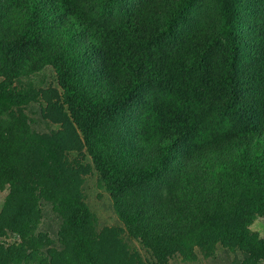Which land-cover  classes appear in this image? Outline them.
I'll use <instances>...</instances> for the list:
<instances>
[{
    "label": "trees",
    "instance_id": "obj_1",
    "mask_svg": "<svg viewBox=\"0 0 264 264\" xmlns=\"http://www.w3.org/2000/svg\"><path fill=\"white\" fill-rule=\"evenodd\" d=\"M4 190L0 264H264V0H0Z\"/></svg>",
    "mask_w": 264,
    "mask_h": 264
},
{
    "label": "rangeland",
    "instance_id": "obj_2",
    "mask_svg": "<svg viewBox=\"0 0 264 264\" xmlns=\"http://www.w3.org/2000/svg\"><path fill=\"white\" fill-rule=\"evenodd\" d=\"M55 78L54 74L50 69L45 70L43 73L37 75L34 80V87L47 89L49 87L55 88L54 84ZM28 115L33 123V128L38 132L47 131L48 127L46 122L43 121L40 114V108L37 104H32L28 108ZM52 128H57L52 126ZM89 162V159H86ZM83 194L85 196V202L88 205L91 212L95 215L97 219V224L99 228H111L118 225L116 216L114 215L111 207V201L108 194L98 186L97 174L93 171L88 176L85 177V182L82 187ZM7 191H0V211L2 209L3 201L6 197ZM44 217L40 226V230L47 232L51 237H54L57 230V220L56 217L51 212L49 206H43ZM253 232L260 235H264V217L257 218L255 222L250 227ZM134 246L140 252V254L146 260L150 259V255L142 249L138 242H134ZM171 264H186L180 261V259H175L171 261ZM190 264H215L209 261H200L197 263Z\"/></svg>",
    "mask_w": 264,
    "mask_h": 264
},
{
    "label": "crops",
    "instance_id": "obj_3",
    "mask_svg": "<svg viewBox=\"0 0 264 264\" xmlns=\"http://www.w3.org/2000/svg\"><path fill=\"white\" fill-rule=\"evenodd\" d=\"M260 235V234H259ZM260 236H263V235H260Z\"/></svg>",
    "mask_w": 264,
    "mask_h": 264
}]
</instances>
